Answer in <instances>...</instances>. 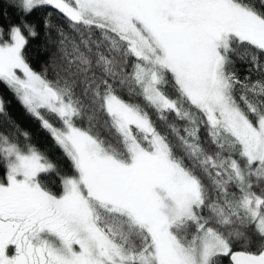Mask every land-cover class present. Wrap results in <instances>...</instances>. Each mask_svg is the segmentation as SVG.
<instances>
[{
	"label": "snow or ice",
	"instance_id": "6c2138e0",
	"mask_svg": "<svg viewBox=\"0 0 264 264\" xmlns=\"http://www.w3.org/2000/svg\"><path fill=\"white\" fill-rule=\"evenodd\" d=\"M10 7L0 88L67 168L0 95V264H264V0Z\"/></svg>",
	"mask_w": 264,
	"mask_h": 264
},
{
	"label": "trees",
	"instance_id": "16d2710c",
	"mask_svg": "<svg viewBox=\"0 0 264 264\" xmlns=\"http://www.w3.org/2000/svg\"><path fill=\"white\" fill-rule=\"evenodd\" d=\"M12 3L13 0H0V8H2L5 13L3 19L0 20V23L13 24L19 22L20 20H23V16L21 15V13L17 9L10 7ZM44 15V11H38L33 16L29 17V21L36 24L38 31L41 30L42 18L44 17ZM52 20L54 24H64L63 19L58 16H54ZM51 38H55V33H53ZM45 39L46 37L41 31L39 39L32 42L31 44L30 52L33 57L32 63L34 67L42 63L40 53ZM49 50L51 51V46H49ZM0 95H2L5 100L8 116L11 117V119L20 126V128L29 131L32 134L34 142L39 144L43 149L47 150L48 155L51 157V159L59 164L62 168L66 169L67 162L63 159L60 150L54 146L48 134L40 129L39 123L25 113L24 108L12 93L4 88H0ZM153 118L155 119V117ZM0 130L10 132L8 124L6 123V120L4 118H0ZM51 179L54 181L56 180V177L52 176ZM50 186L54 191L58 190L56 184L53 183Z\"/></svg>",
	"mask_w": 264,
	"mask_h": 264
}]
</instances>
